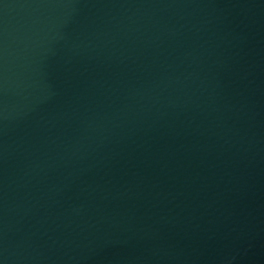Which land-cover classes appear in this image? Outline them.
<instances>
[{"label":"water","instance_id":"water-1","mask_svg":"<svg viewBox=\"0 0 264 264\" xmlns=\"http://www.w3.org/2000/svg\"><path fill=\"white\" fill-rule=\"evenodd\" d=\"M0 264H264V0H0Z\"/></svg>","mask_w":264,"mask_h":264}]
</instances>
